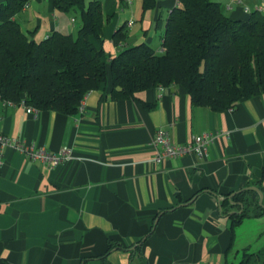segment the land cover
Listing matches in <instances>:
<instances>
[{
	"label": "crops",
	"instance_id": "obj_1",
	"mask_svg": "<svg viewBox=\"0 0 264 264\" xmlns=\"http://www.w3.org/2000/svg\"><path fill=\"white\" fill-rule=\"evenodd\" d=\"M91 1L100 2L105 18L102 41L92 43L111 56L123 48L112 43L120 28L128 35L124 46L145 43L160 52L167 17L178 4L85 5ZM263 1L216 2L225 3L226 16L246 20ZM78 12L60 11L54 0H30L15 19L41 41L55 31L75 36ZM111 89L108 69L107 81L73 116L28 113L0 100V135L52 153L69 150L63 163L49 167L3 148L0 264H223L231 235L220 202L256 182L264 189V92L218 112L193 106L179 85L147 89L132 100L110 99ZM159 129L176 144L204 133L213 140L203 157L155 163L149 144Z\"/></svg>",
	"mask_w": 264,
	"mask_h": 264
},
{
	"label": "trees",
	"instance_id": "obj_2",
	"mask_svg": "<svg viewBox=\"0 0 264 264\" xmlns=\"http://www.w3.org/2000/svg\"><path fill=\"white\" fill-rule=\"evenodd\" d=\"M29 1L0 2V100L4 102L73 116L80 112L84 98L107 81L108 69L112 100H132L147 89L179 85L193 106L220 112L264 92V12L253 10L246 20H234L216 1L178 0L167 17L160 52L145 43L124 46L128 35L120 28L112 43L123 48L111 56L91 40L102 41L105 18L99 1L86 6L85 0H54L60 11H79L81 25L75 36L55 31L41 41L24 33L15 19ZM151 6L144 0V8ZM254 185L264 193L259 182ZM258 200L256 192L244 189L220 202L231 235L223 264H234L228 262V254L235 228L250 216L249 206L255 207L253 216L264 214ZM232 207L243 210L234 213L229 211ZM237 264H264V245L256 251L241 250Z\"/></svg>",
	"mask_w": 264,
	"mask_h": 264
},
{
	"label": "built area",
	"instance_id": "obj_3",
	"mask_svg": "<svg viewBox=\"0 0 264 264\" xmlns=\"http://www.w3.org/2000/svg\"><path fill=\"white\" fill-rule=\"evenodd\" d=\"M236 3H240L241 0H234ZM254 10L264 12V1ZM245 12L249 11L246 9ZM20 105L26 108L28 113H37L38 110L25 106L23 103ZM82 110V105L80 107ZM213 140V135L210 133H204L201 135L194 136L186 144H176L172 142L168 136V133L164 129L156 131L155 136L151 140L149 146L153 150L154 156L153 161L160 163L165 159H176L188 155L197 157H203L208 147ZM10 146L17 152L24 155L26 158L32 161H40L47 164L49 167H56L63 163L69 157V150L63 148L58 153L49 152L47 149L37 147L33 144L27 145L22 140L13 139L5 135H0V156L4 147ZM1 166V162H0Z\"/></svg>",
	"mask_w": 264,
	"mask_h": 264
},
{
	"label": "rangeland",
	"instance_id": "obj_4",
	"mask_svg": "<svg viewBox=\"0 0 264 264\" xmlns=\"http://www.w3.org/2000/svg\"><path fill=\"white\" fill-rule=\"evenodd\" d=\"M218 1V0H213ZM245 1V0H243ZM260 6V5H259ZM222 10L225 8V3L221 4ZM258 7V6H257ZM79 13V12H78ZM77 14V12H76ZM76 22L78 24L79 14L75 16ZM259 203V200H258ZM262 204H264V199ZM255 207L249 206L248 213L249 217H246L239 226L235 228V237L240 236V240L237 243H234L232 250L228 254V262H233L237 264L240 258L241 250L244 248H248L251 251H256L260 249L264 245V214L261 217L253 216V210ZM243 209H239L238 207H232L229 211L234 213H241Z\"/></svg>",
	"mask_w": 264,
	"mask_h": 264
},
{
	"label": "water",
	"instance_id": "obj_5",
	"mask_svg": "<svg viewBox=\"0 0 264 264\" xmlns=\"http://www.w3.org/2000/svg\"><path fill=\"white\" fill-rule=\"evenodd\" d=\"M245 189L256 192L259 196V205L264 208V204H262L263 199H264V193L259 188L255 187V186H250V187H247ZM233 195H234V193L229 195L228 197L223 198V199H230Z\"/></svg>",
	"mask_w": 264,
	"mask_h": 264
}]
</instances>
